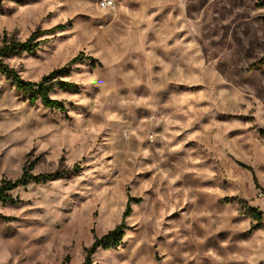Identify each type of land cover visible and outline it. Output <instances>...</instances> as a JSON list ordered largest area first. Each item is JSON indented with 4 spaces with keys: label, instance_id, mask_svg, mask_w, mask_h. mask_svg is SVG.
<instances>
[{
    "label": "rangeland",
    "instance_id": "374dc122",
    "mask_svg": "<svg viewBox=\"0 0 264 264\" xmlns=\"http://www.w3.org/2000/svg\"><path fill=\"white\" fill-rule=\"evenodd\" d=\"M101 1L0 0V47L41 33L5 63L31 82L67 66L76 85L50 94L58 111L0 74V182L60 175L0 202V264H83L122 223L92 264H264V8Z\"/></svg>",
    "mask_w": 264,
    "mask_h": 264
},
{
    "label": "trees",
    "instance_id": "16d2710c",
    "mask_svg": "<svg viewBox=\"0 0 264 264\" xmlns=\"http://www.w3.org/2000/svg\"><path fill=\"white\" fill-rule=\"evenodd\" d=\"M256 7L264 8V0H255ZM64 27V25H58L51 30H48L44 33H53L55 30ZM40 32L33 33L28 40L24 42L16 41L14 39H8L7 37L3 38V44L0 47V74L5 76L7 79L11 80L16 89L22 92L28 99L31 104L40 102L44 107L49 109H54L58 111H64L65 106L63 102L53 99L50 94L56 89L61 90H72L76 88V85L68 80H65L64 77L70 74L67 66H64L60 69H56L50 72L47 75H44L39 82H31L24 80L19 73L11 68L8 64L5 63L6 58H10L13 55L21 53L35 54L36 50L39 48V43L35 42L36 38L40 35ZM87 58L83 53L74 57L68 64L72 65L78 61H82ZM91 59V58H89ZM255 66L263 67L264 58L258 61ZM79 166L69 172V174L74 175L79 171ZM59 177L58 173H39L33 174L31 171L24 170L22 174L15 180L11 179H2L0 182V202L2 203H16L18 199L13 198V191L20 187H26L30 183H40L51 180L54 177ZM135 202H140V200L134 199ZM233 200L225 199V203H231ZM239 204L245 210L242 212L243 215L248 216L252 220V225L249 230L251 234L255 230H259L263 227V213L255 208L249 207V205L240 201ZM131 212V200L127 203L125 212L123 214L124 219L129 216ZM125 226L124 223L120 224L116 228L108 231L101 237H95L94 242L90 247L86 249V259L83 264H92V256L99 250H116L122 244V241L125 237Z\"/></svg>",
    "mask_w": 264,
    "mask_h": 264
},
{
    "label": "built area",
    "instance_id": "2783aa9c",
    "mask_svg": "<svg viewBox=\"0 0 264 264\" xmlns=\"http://www.w3.org/2000/svg\"><path fill=\"white\" fill-rule=\"evenodd\" d=\"M100 6L104 9H112L114 8V2L113 0H102Z\"/></svg>",
    "mask_w": 264,
    "mask_h": 264
}]
</instances>
